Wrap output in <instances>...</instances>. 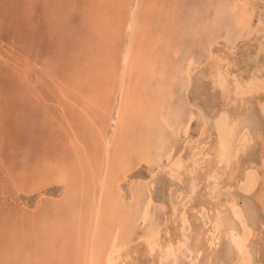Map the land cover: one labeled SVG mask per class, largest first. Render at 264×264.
Segmentation results:
<instances>
[{
  "label": "rangeland",
  "instance_id": "rangeland-1",
  "mask_svg": "<svg viewBox=\"0 0 264 264\" xmlns=\"http://www.w3.org/2000/svg\"><path fill=\"white\" fill-rule=\"evenodd\" d=\"M216 63L244 90L264 81V0H0V264H104L117 244L116 264H148L151 231L228 227L263 264L264 91L225 100ZM217 114L236 129L221 163ZM222 235L217 264L234 263ZM182 241L158 264L209 252Z\"/></svg>",
  "mask_w": 264,
  "mask_h": 264
},
{
  "label": "bare ground",
  "instance_id": "bare-ground-1",
  "mask_svg": "<svg viewBox=\"0 0 264 264\" xmlns=\"http://www.w3.org/2000/svg\"><path fill=\"white\" fill-rule=\"evenodd\" d=\"M223 58V57H222ZM216 62V61H215ZM214 62V63H215ZM219 62V61H218ZM223 62V61H221ZM224 67V66H223ZM221 67H218V63H216L215 65H213V70L211 72L210 75V80L212 81V85L213 88L215 89V87H220L221 88V92H222V96L225 98V100H228L231 95H230V90H231V86L235 87L237 92L236 95H242L244 93H248L251 91H256V90H262L264 91V81L261 80L258 81L256 80L254 77V79L251 81L252 86L248 87L247 89H242L241 86L237 83V81L234 80V77L231 78L232 81L230 82L226 75L224 74V72H222L220 70ZM207 76V75H206ZM230 79V80H231ZM252 79V78H251ZM250 82V81H249ZM250 85V84H248ZM253 93V92H252ZM235 95V96H236ZM221 97V96H220ZM244 97V96H242ZM241 97V98H242ZM232 99V98H231ZM234 99V98H233ZM242 100V99H241ZM222 101V100H221ZM223 103V101L221 102ZM230 104V103H229ZM234 105V104H233ZM225 106V103H224ZM231 106V105H230ZM237 106V105H236ZM260 106V105H259ZM221 110V109H220ZM227 110V109H226ZM261 110L264 114V103L261 104ZM217 111V110H216ZM217 113V112H216ZM206 114V113H205ZM204 114V115H205ZM218 115V114H217ZM229 116V115H228ZM225 114H220L217 116L216 119V123L218 124L217 126V137H218V149H217V153H218V163H221L222 161L224 162V160L226 161V159L230 158L229 157V147H230V142L233 138V133H234V123L233 121ZM232 117V116H231ZM239 117V115H238ZM233 118V117H232ZM164 119V118H163ZM234 120V118H233ZM240 133V132H239ZM235 135V134H234ZM237 135V134H236ZM209 137V135H206ZM238 136V135H237ZM233 141V140H232ZM235 142V141H233ZM234 144V143H233ZM243 145V144H242ZM244 146V145H243ZM233 148V147H232ZM215 149V148H214ZM234 149V148H233ZM216 150V149H215ZM242 150V149H241ZM211 151V150H209ZM216 153V151H214ZM189 156V155H188ZM210 156V155H209ZM189 158H187L188 160ZM191 159V158H190ZM217 160V159H216ZM193 164L195 163V161L192 159ZM230 163V162H229ZM207 164V162H206ZM252 164V163H251ZM189 163L187 164L186 160H183V158L179 157L174 163H172L170 167V170L173 172L172 174H174L176 176V178H180V170L182 171V169L185 171L188 167H189ZM205 165V163H204ZM264 165V162H263ZM188 166V167H187ZM191 166V165H190ZM201 167V166H200ZM208 168V167H207ZM206 168V169H207ZM202 169V168H201ZM210 169V168H208ZM207 169V170H208ZM256 169V168H255ZM205 170V169H204ZM205 170V171H207ZM226 170V169H225ZM262 170V169H261ZM187 171V170H186ZM189 172V170L187 171ZM195 173V172H194ZM199 173V172H198ZM204 173V172H203ZM207 173V172H205ZM210 173V172H209ZM183 175V174H182ZM197 175V174H196ZM151 180H152V175L150 176ZM184 177V176H183ZM197 177V176H196ZM62 180V179H61ZM219 180V179H218ZM223 180V179H222ZM235 180V179H234ZM184 182V181H183ZM232 182V181H231ZM198 183V182H196ZM120 184V183H119ZM192 184V183H191ZM235 185V184H234ZM264 185V184H263ZM188 186V185H187ZM200 186V185H199ZM197 187V185H196ZM193 188V187H192ZM190 190V189H189ZM192 190V189H191ZM185 192V191H184ZM192 193V192H191ZM190 193V194H191ZM257 199L259 201V203L261 204V209L264 211V187L261 186L260 189H258L257 193H256ZM234 199V198H233ZM199 200V199H198ZM210 201V200H209ZM208 201V202H209ZM227 203H229L228 205L233 209L235 206V202L233 203V201H228ZM205 204V203H203ZM203 204H200L199 206H197L198 208L195 209L196 213H200V210L202 209ZM209 204L211 205V209L208 207V210H210L212 212V216H211V220L214 222H217L216 224L221 226L222 223L221 221L218 219V208L216 205H212L210 202ZM226 206V205H224ZM207 208V207H206ZM98 209V208H97ZM174 209V207H173ZM172 209V210H173ZM190 211V210H189ZM226 213V212H225ZM221 214V213H220ZM219 214V215H220ZM97 215V214H96ZM179 216H177V220H179L181 223L179 224L180 226L178 227L182 229V225L184 222V213L181 211H179ZM248 215V214H247ZM224 216V215H223ZM174 218V216L171 214L170 216V220L171 218ZM249 218V217H248ZM176 219H173V221ZM224 219V218H223ZM219 220V222H218ZM225 220V219H224ZM232 222V221H231ZM226 224V222H225ZM228 224V223H227ZM250 224V223H249ZM218 226V227H219ZM223 226H221L222 228ZM95 228V227H94ZM220 228V229H221ZM209 229V228H208ZM226 229V228H225ZM230 229V230H229ZM234 229V228H233ZM199 231H202L199 229ZM161 232V231H160ZM160 232H155V231H151L147 237L143 238L144 243L146 244V249H147V253L149 254V256H152L153 258L151 259L152 261L149 262L148 264H158L162 259L167 258L168 256L172 255L174 256V258L176 257L178 251V245L180 244H187L184 241H182V238L185 237V240L189 241L190 240V246H188L190 252L192 253V257H191V261L197 260L199 257L198 253L201 249H203V243L201 244L202 240H204V242L206 243L207 246L206 250L209 251L205 256V258L199 263V264H217L218 262L216 260H219L218 256L219 254L217 253V249L216 246H218L219 241L218 239L221 237V235H229V237H231L232 240V245H233V249L236 252V261L234 263L231 264H251V257L249 256V254H247L245 248H243L245 246V241L246 238H243L242 236L240 237H235L233 236V232H232V228L228 227V231H224L223 232L220 230H218L219 233H215L214 231L213 233H211V229L205 231L204 233H202V237H200L201 233H196L195 235H186L183 231L181 233V235L179 236V239L172 241L170 238L166 239V238H159L160 240V244H156V239H157V235L160 234ZM165 234H167V230L164 231ZM241 234V233H240ZM249 235L251 234L248 233ZM253 234V233H252ZM222 235V236H223ZM254 235V234H253ZM255 237V236H254ZM256 238V237H255ZM254 240V239H253ZM186 241V242H187ZM262 242L264 244V236L262 237ZM87 243V241H86ZM92 243V242H91ZM90 243V244H91ZM189 243V242H188ZM89 244V245H90ZM93 245V244H92ZM189 245V244H187ZM121 244H117L114 245L112 248L108 249L106 251V254L104 256V264H116L118 260H121L123 262H125L127 260V258L129 257L128 255H125L122 253L121 248ZM94 247V246H93ZM92 248V247H91ZM100 250V249H99ZM128 250V249H127ZM205 251V250H204ZM125 252V251H124ZM128 252V251H127ZM98 253V252H97ZM201 256V255H200ZM98 257V256H97ZM99 258V257H98ZM151 258V257H150ZM178 259V258H177ZM202 259V258H201ZM181 260V259H180ZM221 260V259H220ZM157 261V262H156ZM226 261V260H225ZM232 261V260H231ZM199 262V261H198ZM180 263V262H179ZM220 264V263H219ZM222 264V263H221ZM264 264V261H263Z\"/></svg>",
  "mask_w": 264,
  "mask_h": 264
}]
</instances>
